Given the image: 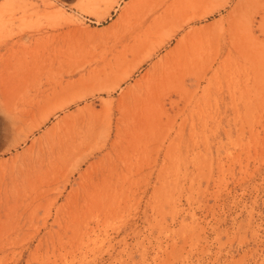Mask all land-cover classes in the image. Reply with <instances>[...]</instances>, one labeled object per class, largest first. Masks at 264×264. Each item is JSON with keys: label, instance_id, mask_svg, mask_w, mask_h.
<instances>
[{"label": "rangeland", "instance_id": "374dc122", "mask_svg": "<svg viewBox=\"0 0 264 264\" xmlns=\"http://www.w3.org/2000/svg\"><path fill=\"white\" fill-rule=\"evenodd\" d=\"M0 264H264V0H0Z\"/></svg>", "mask_w": 264, "mask_h": 264}, {"label": "bare ground", "instance_id": "6f19581e", "mask_svg": "<svg viewBox=\"0 0 264 264\" xmlns=\"http://www.w3.org/2000/svg\"><path fill=\"white\" fill-rule=\"evenodd\" d=\"M141 45H142V43L138 44L137 47H134L132 51L134 53L135 59L136 60L138 59V60H140V62H143L146 59L151 58L154 55L155 50L151 49V47H149V45H147V46L146 45H142V47H141ZM142 64H140V65H142ZM140 65L138 63V66H140Z\"/></svg>", "mask_w": 264, "mask_h": 264}]
</instances>
